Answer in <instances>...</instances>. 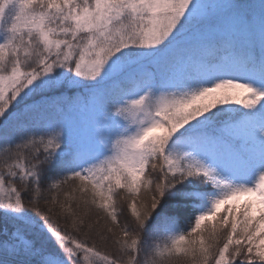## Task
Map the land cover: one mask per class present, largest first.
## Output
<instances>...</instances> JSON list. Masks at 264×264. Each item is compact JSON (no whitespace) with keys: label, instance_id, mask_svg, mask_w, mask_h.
I'll use <instances>...</instances> for the list:
<instances>
[{"label":"snow or ice","instance_id":"obj_1","mask_svg":"<svg viewBox=\"0 0 264 264\" xmlns=\"http://www.w3.org/2000/svg\"><path fill=\"white\" fill-rule=\"evenodd\" d=\"M0 264H264V0H0Z\"/></svg>","mask_w":264,"mask_h":264},{"label":"rangeland","instance_id":"obj_2","mask_svg":"<svg viewBox=\"0 0 264 264\" xmlns=\"http://www.w3.org/2000/svg\"><path fill=\"white\" fill-rule=\"evenodd\" d=\"M260 2H261V0H251L249 2L250 6L256 10L257 15H259V4H260ZM259 32H260L259 31V25H257L256 29L254 30V34L257 35V33H259ZM76 118L79 121L86 122L92 118V113L86 112V113L78 115Z\"/></svg>","mask_w":264,"mask_h":264},{"label":"trees","instance_id":"obj_3","mask_svg":"<svg viewBox=\"0 0 264 264\" xmlns=\"http://www.w3.org/2000/svg\"><path fill=\"white\" fill-rule=\"evenodd\" d=\"M249 5V4H248ZM247 199H251L250 197H241V198H239V200L238 201H235V202H233V203H243L245 200H247ZM223 207V206H222Z\"/></svg>","mask_w":264,"mask_h":264}]
</instances>
